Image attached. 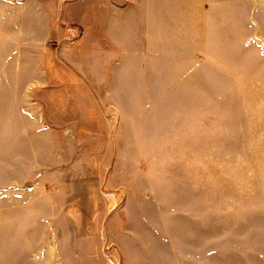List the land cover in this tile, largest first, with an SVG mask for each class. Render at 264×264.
Listing matches in <instances>:
<instances>
[{
    "label": "rangeland",
    "instance_id": "rangeland-1",
    "mask_svg": "<svg viewBox=\"0 0 264 264\" xmlns=\"http://www.w3.org/2000/svg\"><path fill=\"white\" fill-rule=\"evenodd\" d=\"M180 10L0 0V264H264V0Z\"/></svg>",
    "mask_w": 264,
    "mask_h": 264
},
{
    "label": "crops",
    "instance_id": "crops-1",
    "mask_svg": "<svg viewBox=\"0 0 264 264\" xmlns=\"http://www.w3.org/2000/svg\"><path fill=\"white\" fill-rule=\"evenodd\" d=\"M179 2L181 12L186 13V18H197L202 20L203 26H226V20L230 18V12H235V0H171ZM149 4L153 2H167V0H148ZM196 11V15L192 12ZM206 31L204 30L203 33Z\"/></svg>",
    "mask_w": 264,
    "mask_h": 264
}]
</instances>
